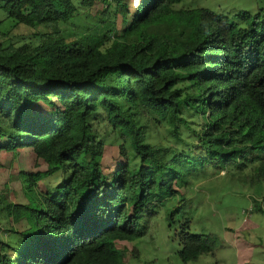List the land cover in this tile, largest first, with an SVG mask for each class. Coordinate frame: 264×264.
<instances>
[{
    "label": "trees",
    "instance_id": "trees-1",
    "mask_svg": "<svg viewBox=\"0 0 264 264\" xmlns=\"http://www.w3.org/2000/svg\"><path fill=\"white\" fill-rule=\"evenodd\" d=\"M180 1L102 0L98 31L69 39L60 23L79 17L74 0H0L16 24L42 27L35 45L0 41V149L30 148L46 164L21 171L27 201L0 193V264H124L118 241L142 234V213L176 194L199 158L254 165L264 182V16ZM161 126L199 149L153 143ZM109 134L123 159L106 171ZM57 172L53 192L36 189ZM188 225L183 261L212 252Z\"/></svg>",
    "mask_w": 264,
    "mask_h": 264
},
{
    "label": "rangeland",
    "instance_id": "rangeland-1",
    "mask_svg": "<svg viewBox=\"0 0 264 264\" xmlns=\"http://www.w3.org/2000/svg\"><path fill=\"white\" fill-rule=\"evenodd\" d=\"M74 2L81 13L79 17L60 23L65 35L69 39H79L87 32L98 31L95 29L96 15H103L104 2L94 0L86 5L81 4V0ZM174 7L207 8L229 16L239 11L252 14L260 11L264 16V0H182ZM120 18L118 14V22ZM41 29L22 22L16 24L0 7V41L7 45L17 46L24 42L35 45L40 42L38 32ZM98 127L102 132L107 129L105 125ZM170 134L169 128L161 126L158 134L153 133L149 139L153 143L184 146L186 152L199 149L197 138L184 134L185 143L181 145ZM105 140L103 165L107 171L123 157L115 135L109 134ZM202 159L195 162V170L186 177V182L180 183L176 194L142 213L139 225L142 234L138 238L118 241L119 246L129 248L124 264H264V182L254 177L255 166L222 170L214 160ZM45 167V162L30 148L16 152L0 149V193L13 201H27L21 171ZM61 180V172L51 174L39 179L36 189L43 193L53 192ZM186 222H189V231L207 239L212 252L203 253L196 260H182L178 250L182 247V226ZM3 224L1 220V233ZM7 235L3 233L6 238Z\"/></svg>",
    "mask_w": 264,
    "mask_h": 264
},
{
    "label": "built area",
    "instance_id": "built-area-1",
    "mask_svg": "<svg viewBox=\"0 0 264 264\" xmlns=\"http://www.w3.org/2000/svg\"><path fill=\"white\" fill-rule=\"evenodd\" d=\"M245 213H248V211L245 210ZM246 219H247V217H246Z\"/></svg>",
    "mask_w": 264,
    "mask_h": 264
}]
</instances>
